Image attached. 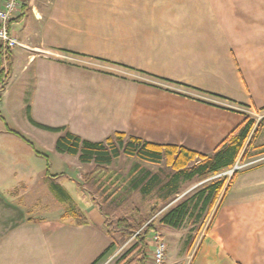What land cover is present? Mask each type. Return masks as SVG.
<instances>
[{"label":"crops","instance_id":"1","mask_svg":"<svg viewBox=\"0 0 264 264\" xmlns=\"http://www.w3.org/2000/svg\"><path fill=\"white\" fill-rule=\"evenodd\" d=\"M9 33L23 46L11 52L9 66L4 62L0 128H11L1 108L14 90L26 101V123L38 131L31 120L91 142L119 131L209 155L243 124L244 110L264 112V0H20ZM253 128L247 165L223 200L219 195L187 264H264V119L250 134ZM10 131L0 135L16 134ZM21 141L0 142V264H92L116 240L96 263L105 264L122 240L108 233L94 204L76 207L88 219L76 224L62 218L67 207L57 218L25 216L30 205L19 202L29 185L23 195L5 189L11 200H4L5 182L65 177L42 169L41 154ZM136 164L129 180H158ZM62 179L53 187L68 193ZM209 179L181 182L178 193Z\"/></svg>","mask_w":264,"mask_h":264},{"label":"trees","instance_id":"2","mask_svg":"<svg viewBox=\"0 0 264 264\" xmlns=\"http://www.w3.org/2000/svg\"><path fill=\"white\" fill-rule=\"evenodd\" d=\"M10 57L11 53L2 52L0 49V94L9 77L8 71L4 74V62L9 66ZM31 123L36 128L43 131L63 133L57 137L54 143V149L57 153L77 156L78 161L82 164H93L91 172L88 173L90 177L84 183L76 181V186L81 193L82 199L87 202L91 201L97 207L98 213L103 219V224L108 233L111 236L117 235L122 241L132 237L136 230L142 227L159 209L153 208L147 217H141L137 220L136 218L130 217L127 213L122 214V211L120 214H117L119 209L124 206V202L121 201L119 195H114L115 192L105 185L102 178L104 169L115 159L124 155L137 158L151 165H160L164 163L173 170V173L170 175L167 183L164 184L163 189L167 187L168 193H175L181 181L200 179L218 174L230 168L237 158L244 160L249 157L258 132V128H255L252 134H250L253 127V120L249 117H245L242 125L237 127L211 154L205 155L175 145L151 143L139 137L127 135L119 131L113 132L101 142H91L72 134L65 127H50L32 120ZM235 176L236 172L233 173L226 185L224 178L212 181L193 194L183 197L177 203L167 208L159 215L157 220L154 219L153 222L148 223L143 231L136 235L131 240V243L129 242V246L124 250L122 249L111 260L112 263L144 264L148 254L147 252H149L148 234L151 230H156L155 222L176 230L183 229L186 223L197 224L192 230L198 231L199 233L204 227L205 221L209 218V215H211L209 223L205 228V231H208L221 201L220 200L215 207L217 199L221 193V199H224ZM50 177L55 179L64 177V175L56 174ZM141 181L142 180L138 178L135 180L133 179L129 185V190H141L143 194H146L150 192L157 183V181L150 178L147 183L144 184L145 186L143 188V186H141ZM53 188L59 193L57 197L58 201L69 202L70 204L64 214H62V218L63 216H65V218L71 217L76 224L87 223L88 219L80 209L76 208L68 194L60 187L54 186ZM61 194L65 197V200L60 196ZM118 201L120 202L118 203ZM194 239L193 236H187L185 242L187 252H189ZM116 243L117 241L113 240L92 264H96L101 260L109 253Z\"/></svg>","mask_w":264,"mask_h":264},{"label":"rangeland","instance_id":"3","mask_svg":"<svg viewBox=\"0 0 264 264\" xmlns=\"http://www.w3.org/2000/svg\"><path fill=\"white\" fill-rule=\"evenodd\" d=\"M22 103L23 102H21L18 99V96L15 95L14 90L10 91V93L7 95V106L5 105L2 106L1 115L3 116V118H5L3 124L4 125L7 124L11 128H0V131L10 129L11 131H15L16 134L10 131L11 134L8 136L0 135V142H6V144H10L13 142L14 143L22 142L21 140H23L33 145L35 147V150L41 154L39 155V158L42 162V169L44 168V170H46L50 174L58 173L57 171H62L65 174V177H62L64 178L62 180L65 179L68 180L66 181V183L68 182L67 194L71 199V201L76 203L75 206L81 209L82 207H84V203L87 201L84 200L85 201L84 202L83 199L79 197L78 192L80 191L75 190L76 188L75 182L77 181L79 183H84L90 177V175L88 174L85 175V174L89 173V171L92 170L93 164H82L78 161L77 156H71L68 154L60 155L59 153H57L54 149V141L55 138L62 135L63 133L53 134V133L38 131L36 129L30 128L26 123V117H25L27 111L26 101L24 105H22ZM134 160L138 164L145 166L148 170H150L149 172L157 175L158 177L156 185L152 188L150 192H148L151 193L149 195L143 194L141 190H135V191L129 190L130 189L129 185L132 182L131 180L128 179L129 173L130 171H132V168H138L137 164L133 167ZM242 161L243 160H240V158L237 159L238 166H242L243 168L247 164H245ZM50 162L53 163L52 167H50ZM39 165L40 164L37 165L38 173L42 170L41 166L39 167ZM229 169L230 168L218 174L208 176L207 178L210 179L207 183H205L201 187H197L187 195L185 194L183 196L179 195L178 189L175 193H168L167 187L164 188L166 190L164 191L162 190L164 184L167 183V181L170 178V175L173 173V170H171L164 163L160 165H151L148 163H144L137 158L121 155L119 158L114 160L109 166H107L104 169L103 172L104 175H102V178L105 185H107L113 192H115L114 195L116 194L119 195L121 201L124 202V206L119 209L117 214L118 213L120 214V212L122 211L123 212L122 214L127 213L129 214L130 217L136 218L137 220L138 218L141 217H147L151 213V210L153 208L159 209L158 212L143 225L146 226L148 223L153 222L154 219L157 220V218H159V215L162 212H164L167 208L177 203L180 199L193 194L195 191L206 186L210 182L224 178L226 185L233 174L231 176L222 175V174ZM35 178L37 180L31 181V184L27 182H11L12 184L5 182L3 184L4 200L7 201L11 200L10 195L5 193V189H15L19 195L20 193H22L21 195H23L24 194L22 192V190L24 189L23 184L29 185L31 186V189L28 188L29 191H26V195L30 192V190L31 192L26 197L23 196L22 199L23 202L22 201L19 202L21 206L23 203L25 207L30 205L27 210L31 209V211L26 212L25 216L27 214V216L30 215V217L34 219H39V217L41 216H45L51 219L57 218L61 214L60 208L61 207L66 208L70 205L69 202H60L57 199L59 193L53 188V185L59 183V181H55L52 177L50 178L48 177L49 179L38 181L41 178L40 175L36 176ZM147 181L148 180H144L141 183V186H143V188L145 186L144 184H146ZM180 183L178 186H180ZM188 185L189 182L185 183V185L182 186L180 189ZM159 191H163V196H157V193ZM16 201L17 199L15 198V203ZM119 202L120 201H118V203ZM90 203L92 202L90 201ZM85 207H87V209L91 208V210L96 209L94 205L85 206ZM88 211L90 213V210ZM210 217L211 215H209V218L205 221L202 231L205 230L207 224L209 223ZM155 226H156V231H159L161 237L167 244V258L165 259V263L187 264L188 259H187V250H186L185 242L188 235L193 236L194 238H196L199 235L198 231L192 230V228H195L197 224L195 225V224L186 223L184 224L183 229L180 230H176L171 227L162 225L158 222H155ZM143 229L140 231V233L143 231ZM149 234H148V245L151 246V241L149 240ZM129 239L130 238L121 241L120 246L125 244V242ZM128 244H126V246L123 247V250L129 246ZM147 253L149 254L150 251ZM108 264H113V263L111 261Z\"/></svg>","mask_w":264,"mask_h":264},{"label":"built area","instance_id":"4","mask_svg":"<svg viewBox=\"0 0 264 264\" xmlns=\"http://www.w3.org/2000/svg\"><path fill=\"white\" fill-rule=\"evenodd\" d=\"M20 6V0H3L0 6V49L2 52L11 53L14 48L23 46L17 39L9 33V23L15 16ZM245 116L253 120V127L257 126L264 119V112L258 110H244ZM255 129V128H253ZM242 166H238L237 162L222 175L231 176L237 170H240ZM140 228L134 233L129 240L122 246L118 247L116 252L105 263L111 261L122 249L126 246L140 231L144 228ZM149 240L151 241L150 253L147 254L144 264H165L167 244L161 237L160 233L156 230H152L149 234Z\"/></svg>","mask_w":264,"mask_h":264}]
</instances>
